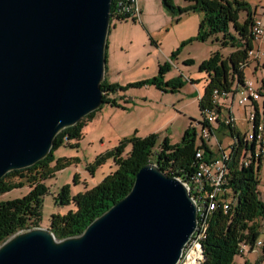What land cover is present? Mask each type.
Instances as JSON below:
<instances>
[{
  "label": "water",
  "instance_id": "95a60500",
  "mask_svg": "<svg viewBox=\"0 0 264 264\" xmlns=\"http://www.w3.org/2000/svg\"><path fill=\"white\" fill-rule=\"evenodd\" d=\"M110 5L0 0V178L44 158L62 128L103 103ZM195 208L180 179L148 162L81 234L13 233L0 244V264H177Z\"/></svg>",
  "mask_w": 264,
  "mask_h": 264
},
{
  "label": "trees",
  "instance_id": "16d2710c",
  "mask_svg": "<svg viewBox=\"0 0 264 264\" xmlns=\"http://www.w3.org/2000/svg\"><path fill=\"white\" fill-rule=\"evenodd\" d=\"M118 1L126 7L131 8L129 0H111L110 22L115 20L134 19L128 12H118ZM163 7L173 15L200 11L201 19L198 21L195 35L190 40L204 41L206 38L217 35L221 36V45L229 43L233 50L226 57H221L218 53H210L208 58L197 66L198 73L204 74L205 84L202 88L197 108L201 112L209 103L210 91L212 89H222L233 91L241 82L242 71L239 69L240 62L245 60L246 50L251 45L249 30L250 15L243 0H186L190 4L187 6H175L172 0H160ZM245 11L241 22L237 21L238 11ZM107 47V45H106ZM179 50L171 54L172 60L176 57ZM106 53V52H105ZM107 54V53H106ZM106 57V56H105ZM184 65L191 64V60L184 61ZM169 65L159 67L157 76H153L145 81L129 83L126 86L111 84L104 80L99 85L103 93V103L108 102L111 106L118 104L108 97V94L117 90H126L129 87L145 86L152 84L162 92H177L183 87V80L180 76L168 79L163 82V73L167 71ZM191 83V81L187 79ZM91 112L81 118L73 126L61 129L53 139V143L48 155L21 170H12L0 178V195L14 187L23 186V181L28 182L30 190L21 198L0 201V244L13 233L26 229L39 227L42 218L43 195L46 194V186L40 181L44 177L50 176L55 170L63 169L69 164L68 159H58L54 167H50L52 161V151L57 148L64 140L82 137V127ZM259 115L264 118V100L262 101ZM198 124L202 125L201 122ZM256 133L257 125L254 122ZM226 129L231 139L238 132L235 126L229 122L228 126L218 123L216 129ZM212 130V128L210 127ZM254 133V137H255ZM236 134V135H237ZM195 132L190 125L183 132L181 141L176 144H169L167 139L156 146V134L149 133L144 137L133 136L128 142L130 149L123 156V149L126 141H121L113 150L105 152L98 157L94 166L101 163L105 158H113L116 169L109 175H105L102 181L81 193L74 195L71 200L74 202L75 209L68 211L64 215L54 214L49 220V230L56 239L62 240L71 236H78L93 219L106 211L111 205L123 199L132 187L134 176L148 162L156 164L167 176L184 179L191 174L195 153L200 149L203 159L211 157L209 149L204 144L197 145ZM256 141L242 143V139L237 137L233 140L229 152V162L225 175L223 187L228 203L218 200L213 205L211 211L203 220L202 229L199 230V243L203 256L196 260L195 264H233V258L237 255V245L245 243L249 246L258 242L259 238V219L264 218V204L259 201L258 195H263L258 189L257 167L259 158H253V150ZM253 149L246 157V150ZM19 179L13 181V177ZM68 187L64 186L59 194L61 204L69 202L67 192ZM263 190V189H262ZM226 212V213H223ZM257 246V245H256ZM262 255L254 263L264 264V240L260 245ZM250 251V250H248Z\"/></svg>",
  "mask_w": 264,
  "mask_h": 264
},
{
  "label": "rangeland",
  "instance_id": "374dc122",
  "mask_svg": "<svg viewBox=\"0 0 264 264\" xmlns=\"http://www.w3.org/2000/svg\"><path fill=\"white\" fill-rule=\"evenodd\" d=\"M250 12H261L264 9V0H243ZM175 6H187L190 3L186 0H172ZM139 9L138 17L134 19L115 20L108 26L106 40V72L105 80L111 84L126 86L129 83L141 82L157 76L159 67L166 63L169 65L163 73V82L176 76L195 81L196 85L183 83L177 92H162L152 84L145 86L129 87L125 91L117 90L108 94L111 100L115 99L117 106H111L104 102L91 116L84 121L81 129L80 139L71 138L64 140L52 151L50 167H54L58 159H68L70 162L63 169L55 170L50 176L40 181L46 186V194L43 195L42 218L39 227L49 229V220L52 215H64L74 210V202L71 198L87 189L99 184L105 175H109L116 169L113 158H105L98 165L94 166L95 160L105 152L113 150L119 143L126 141L123 149V156L130 149L128 142L133 136L141 138L149 133L157 135L156 146L164 139L169 144H176L181 141L183 132L188 125L197 134L200 132L201 114L197 108L202 88L205 84L203 73H197V66L208 58L212 52L226 57L233 48L229 43L221 45V36L217 35L206 38L204 41L190 40L195 35L198 21L201 19L200 11L173 15L166 10L160 0H136ZM245 11H238L237 21L241 22ZM264 46V45H263ZM179 50L176 57L171 61L168 57ZM191 60V64L184 65V61ZM254 75L262 77L264 73L250 65ZM193 91V95L187 92ZM232 104V113L238 115L242 110ZM252 111L251 106L244 107V113ZM237 131L243 134L247 131V141L254 138V122L250 120L248 125L242 124L241 120L231 122ZM205 129H207L205 127ZM228 131L217 130L212 126L209 134V142L214 146V141L224 144L231 139ZM198 143L197 135H194ZM215 139V140H214ZM259 151V149H256ZM249 157V156H248ZM256 161V159H255ZM258 163H254L256 167ZM258 188L264 195V164L257 167ZM13 181L18 182L15 176ZM67 186L69 202L61 204L59 194L61 189ZM31 185L23 181V186L14 187L0 195V201L18 199L24 196ZM263 189V190H262ZM222 200V197L217 196ZM228 203L227 199L226 202ZM256 242L255 251L246 250L244 254L233 258V264H254L262 255L260 245L264 236H260ZM258 264H262L258 262Z\"/></svg>",
  "mask_w": 264,
  "mask_h": 264
},
{
  "label": "built area",
  "instance_id": "2783aa9c",
  "mask_svg": "<svg viewBox=\"0 0 264 264\" xmlns=\"http://www.w3.org/2000/svg\"><path fill=\"white\" fill-rule=\"evenodd\" d=\"M131 8L126 7L118 1V12L126 11L131 17H138V7L136 0H129ZM251 45L246 50L245 60L238 63L239 69L242 71L241 82L233 91H227L222 89H212L210 91L209 103L206 108L201 109L200 132L195 133L198 137L197 145L204 144L209 149L211 157L203 159L202 151L198 149V158L196 163L193 164V170L191 174L181 181L188 190V194L195 204L196 219L195 230L192 233L191 240L185 243L183 252L186 251L187 246L194 241V237L201 228L203 223L202 208L203 205H209L213 196H222L223 202H226V195L224 193V171L223 164L226 163V158L231 146H233V140L239 137L242 139V143H245L248 138L247 131L241 134L238 132L234 134V139H228L227 142L221 144L220 141L215 140L214 146L209 142V134L213 125L215 127L218 123L226 124L228 122H236L241 120L242 124L248 125V120H255L257 125L256 145L255 149L260 150V159L258 165L264 164V130H262V121L264 118L259 115L261 110L262 101L264 100V75L262 77L252 76L254 75L252 64L259 71L264 73V9L261 12H252L250 15L249 30ZM237 93L236 106L242 110V114L238 112V115L232 113V104L235 101V94ZM251 106L252 111L247 114L244 113V107ZM198 125V123H196ZM205 127L207 129H205ZM237 134V135H236ZM253 149L246 150V157L248 152ZM256 165V166H258ZM259 189V188H258ZM260 202L264 204V195H258ZM226 213V212H223ZM258 231L259 237L264 236V218L259 219ZM246 250L252 252L255 251L254 243L249 246L245 243H239L237 245V255L240 256L245 253Z\"/></svg>",
  "mask_w": 264,
  "mask_h": 264
},
{
  "label": "bare ground",
  "instance_id": "6f19581e",
  "mask_svg": "<svg viewBox=\"0 0 264 264\" xmlns=\"http://www.w3.org/2000/svg\"><path fill=\"white\" fill-rule=\"evenodd\" d=\"M251 121L255 122V120H251ZM249 122H250V120H248V124H249ZM228 124H229V122H228ZM262 130H264V121H262ZM247 135H248V133H247ZM256 135H257V130H256V133H255V137L252 138V140L256 141ZM248 137H249V135H248ZM245 143L247 144V138H246ZM260 150L261 149H259V151H256V150L252 151V152H254L253 153V158L254 159H258V158L260 159ZM229 152H230V150H229ZM229 152H228V155H227V158H226V163L223 164L224 177H225L226 172H227V168L226 167H227V164L229 162ZM249 152H251V151H249ZM249 152H248V156H249ZM197 158H198V151L194 155L195 161L197 160ZM180 181H181V179H180ZM224 193H225V189H224ZM219 197H222V196H219ZM216 201H217V196H213L211 198V200H210V204L209 205H203L202 214H205L203 216V220L204 221H205V219L207 217V214L209 213V211H211V209H212V207H213V205L215 204ZM224 203L225 202H223V208H224ZM202 226H203V223H202ZM202 226H201L200 229H202ZM200 229H198V232H199ZM198 232L196 234V237H194V241L191 244H189V246H187V248H186V251L184 253H182L181 258H180L179 262H177V264H195L196 260L198 258H200L201 256H203L202 253H201V244L199 243L200 234ZM191 237H192V234L187 239L186 243H188V241L191 240ZM254 248H256V242L254 244Z\"/></svg>",
  "mask_w": 264,
  "mask_h": 264
},
{
  "label": "crops",
  "instance_id": "0c3cea01",
  "mask_svg": "<svg viewBox=\"0 0 264 264\" xmlns=\"http://www.w3.org/2000/svg\"><path fill=\"white\" fill-rule=\"evenodd\" d=\"M106 70H107V69H106ZM106 70H105V72H106ZM197 73H198V72H197ZM198 74H199V73H198ZM104 76H105V75H104ZM203 76H204V74H203ZM184 82H185V83H188L189 85H196V83H191V82L187 81L186 78L184 79ZM181 89H182V88H181ZM187 93L191 96V95H193L194 92L191 91V90H189Z\"/></svg>",
  "mask_w": 264,
  "mask_h": 264
}]
</instances>
